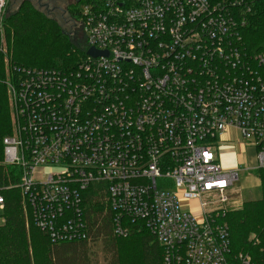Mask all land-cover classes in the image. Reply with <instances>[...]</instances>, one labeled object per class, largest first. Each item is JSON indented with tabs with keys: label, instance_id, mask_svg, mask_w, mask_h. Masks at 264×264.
<instances>
[{
	"label": "built area",
	"instance_id": "1",
	"mask_svg": "<svg viewBox=\"0 0 264 264\" xmlns=\"http://www.w3.org/2000/svg\"><path fill=\"white\" fill-rule=\"evenodd\" d=\"M78 16L75 69L9 68L1 163L17 178L0 191L17 189L24 220L52 243L87 239L99 207L117 237L141 222L163 264H231L232 187L264 168V50L244 40L251 0H87ZM233 132L253 166L220 164ZM3 209L0 193L2 222Z\"/></svg>",
	"mask_w": 264,
	"mask_h": 264
},
{
	"label": "trees",
	"instance_id": "2",
	"mask_svg": "<svg viewBox=\"0 0 264 264\" xmlns=\"http://www.w3.org/2000/svg\"><path fill=\"white\" fill-rule=\"evenodd\" d=\"M80 0L69 15L78 20ZM251 20L244 30V40L252 49L264 50V0H251ZM3 56L0 51V186L15 184L16 167L2 164V143L10 133L5 80L15 69H59L71 71L83 57L58 24L27 3L3 18ZM83 43V39H82ZM259 196L243 201L240 207L227 211L222 219L229 230V260L241 264L238 254L248 257L247 264H264V168L256 170ZM4 198L3 222L0 224V264H91L88 243L100 240L105 264H163V247L141 223L131 226L130 233L112 234L108 213L101 208L88 209L85 216L88 238L52 243L48 236L30 221L24 220L17 189L1 190ZM243 264V263H242Z\"/></svg>",
	"mask_w": 264,
	"mask_h": 264
},
{
	"label": "rangeland",
	"instance_id": "3",
	"mask_svg": "<svg viewBox=\"0 0 264 264\" xmlns=\"http://www.w3.org/2000/svg\"><path fill=\"white\" fill-rule=\"evenodd\" d=\"M75 1V0H73ZM19 1L14 2V0H7L4 10L1 15V28H0V43H2L3 46V30H2V22L3 18L8 16L9 14H12L18 5ZM75 9H79L77 6ZM69 11V10H68ZM69 13L67 12L62 15V19H67L69 16ZM46 17L50 18L51 20L55 21L58 26L60 27L61 31L67 35L70 40L75 44L76 47L81 48L83 46L82 39H83V34L80 30L79 25L71 26L69 22L64 23L60 17V15L55 14L54 16H47ZM78 23V22H77ZM5 50V48H4ZM6 52V50H5ZM4 52V53H5ZM2 53L3 56V66L5 69V72H7V67H6V61L4 60L5 56L4 53ZM9 110V108H8ZM9 120H10V111H9ZM232 141H229L228 144V151L222 152L220 149H216V152H220L218 154V158L220 159V164L223 166L222 162H227L231 165H240V166H247L251 167L253 166V149L249 146H245L240 138L237 136L235 132L232 133ZM222 152V153H221ZM256 171L252 169H248L247 171L240 172L238 174V179L234 183L231 193L236 192L240 196V206L245 200L249 199H256L259 196V183H258V178L256 176ZM235 193V194H236ZM238 196V197H239ZM237 197V196H236ZM183 206H185V209L190 211L191 213L194 214V216L199 219L198 211H197V206L195 203L190 202H183ZM96 206V204H95ZM239 206V205H238ZM239 206V207H240ZM2 223V218L0 217V224ZM89 248H88V254H89V259L91 264H105L103 260V253H102V244L100 240H96L94 242L88 243Z\"/></svg>",
	"mask_w": 264,
	"mask_h": 264
},
{
	"label": "flooded vegetation",
	"instance_id": "4",
	"mask_svg": "<svg viewBox=\"0 0 264 264\" xmlns=\"http://www.w3.org/2000/svg\"><path fill=\"white\" fill-rule=\"evenodd\" d=\"M19 1L17 7L22 3L29 4L32 8L37 10L38 12L47 15L54 16L55 14L64 15L66 12L69 13L68 10L73 9V6L78 3L80 0H14V2ZM67 19H62L64 23L69 22L71 26H75L77 20L68 15Z\"/></svg>",
	"mask_w": 264,
	"mask_h": 264
},
{
	"label": "water",
	"instance_id": "5",
	"mask_svg": "<svg viewBox=\"0 0 264 264\" xmlns=\"http://www.w3.org/2000/svg\"><path fill=\"white\" fill-rule=\"evenodd\" d=\"M85 54L89 57H97L99 56L101 53L95 52L92 48H88L85 52ZM103 55H106L105 52H103Z\"/></svg>",
	"mask_w": 264,
	"mask_h": 264
},
{
	"label": "crops",
	"instance_id": "6",
	"mask_svg": "<svg viewBox=\"0 0 264 264\" xmlns=\"http://www.w3.org/2000/svg\"><path fill=\"white\" fill-rule=\"evenodd\" d=\"M222 152L224 151V152H226V151H228L229 149H228V144L226 143L225 145H223L222 147H221V149H220ZM221 152V153H222ZM218 154H220V152H218ZM219 159V158H218ZM220 160V159H219ZM222 164H223V166L224 167H231V166H233V165H231V164H229V163H227V162H222ZM259 183V182H258Z\"/></svg>",
	"mask_w": 264,
	"mask_h": 264
}]
</instances>
